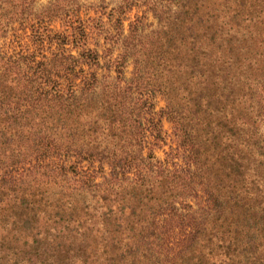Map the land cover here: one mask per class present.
<instances>
[{
	"label": "trees",
	"instance_id": "trees-1",
	"mask_svg": "<svg viewBox=\"0 0 264 264\" xmlns=\"http://www.w3.org/2000/svg\"><path fill=\"white\" fill-rule=\"evenodd\" d=\"M35 1L20 0V12ZM49 4L37 17L42 22L39 26L55 19L62 21V28L55 33V47L50 48V54L30 60L23 54L9 55V62L1 65L5 73L0 67V77L9 74L5 83L9 98L24 101L32 118L40 114L41 122L68 127L72 142L84 139L88 132L104 147L110 170L103 174L101 184H110L117 195L126 183L132 185L131 202L121 198L122 211L127 203L131 208L122 222L125 231L119 235L95 226L103 240H125L137 250L140 242L144 256L154 257V264L203 262L212 253L199 248L207 236L204 246L208 242L213 245L216 238L218 246L226 248L227 258L240 257L239 262L259 259L257 247L263 245L264 238V106L259 114L254 113L252 84L247 80L243 83L247 92L234 95L225 85L230 76L202 56L201 48H195L197 35L191 36L190 51L184 48L186 36L179 17L163 22L164 35L151 40L140 18L127 28L122 17L125 10H120L116 43L121 52L114 56L109 48V53L102 55L88 46L91 26L82 18L80 6L60 0ZM182 7L186 14L193 13L188 1ZM130 63L134 68L128 77ZM229 81L234 86L232 77ZM155 92L168 101L160 116L155 111ZM172 95L181 103L177 108ZM6 97L5 91L0 92V103ZM161 114H175L171 119L178 160L157 158L154 147L145 152L150 136H162ZM107 138L110 141L104 144ZM60 168L64 169V164L50 167L53 171ZM189 195L201 198V202L195 211L185 214L178 203H184ZM3 208L9 209V204ZM19 209L14 226H26L40 217L34 205ZM6 222L8 227L0 237V264H9V260L12 264H52L57 260L60 247L49 248L47 238L40 240L39 232L32 239L10 233L9 247V218ZM10 248L13 254H9ZM107 258L95 254L88 264H113Z\"/></svg>",
	"mask_w": 264,
	"mask_h": 264
},
{
	"label": "rangeland",
	"instance_id": "rangeland-1",
	"mask_svg": "<svg viewBox=\"0 0 264 264\" xmlns=\"http://www.w3.org/2000/svg\"><path fill=\"white\" fill-rule=\"evenodd\" d=\"M19 1L0 0V67L9 62L11 54H23L29 60L40 58L45 53L50 54V48L55 47L58 40L55 33L62 28L60 19L39 26L42 22L37 16L44 14L51 0H36L23 13L20 12L23 8L19 6ZM60 1L69 2L71 5L75 3V8L80 6L82 18L91 26L88 46L97 48L102 55L109 53V48L113 49L114 56L121 52L119 43H116L120 10H125L126 14L122 17L125 18L127 28L131 21L140 18L147 29L146 33L151 35V40L164 35L163 22L179 17V24L184 26L182 32L186 36L184 48L190 51L191 36L197 35L198 44L195 48H201L204 51L202 56L206 55L215 65H219L223 75L233 78L234 86L229 83L230 77L226 79L225 85L230 86L232 93L240 97L247 92L243 83L248 80L254 93V113L257 115L262 111L264 0ZM187 1L192 14H186L182 7ZM43 17L40 16V19ZM74 53H77L76 49ZM101 61L107 65L105 58L102 57ZM133 68L134 65L130 63L127 68L128 77L131 76ZM1 69L5 73L4 67ZM6 81H9V74L0 77V92L5 91L7 94L5 102L0 103V237L8 227L6 218H9V247H12L10 233L17 236L29 235L32 239L39 232L40 240L47 238L46 244L49 248L60 247L57 251L60 255H57V260L52 264H88L95 254L102 256L104 260L108 257L107 261L113 264H154V257L144 256L142 243H138L141 249L138 251L135 246L127 245L125 240L104 241L102 233L96 230L95 226L102 229L105 227L121 235L125 231L122 222L131 212L129 203L122 211L121 198L125 197L126 202H131L129 191L132 185L126 183L122 192L117 195V191L109 188L110 184H101L104 181L103 174L110 170L109 159L102 152L104 147L98 141H93L88 132L83 134L84 139L72 142L68 127L53 126L45 120L41 122L40 114L32 118L30 113H26L24 101L18 103L15 102L16 98H9ZM171 99L172 103L177 104L175 95ZM153 101L156 105L155 111L160 116V110L167 107L168 101L160 92H155ZM180 105L178 103L174 107ZM174 115H162V136L160 139L154 136L148 138L146 153L150 147H154L157 158L178 160L175 157V123L171 119ZM33 123L35 124L31 129ZM88 128L89 126L86 129ZM30 129L32 133L29 132ZM46 134L48 137H43ZM109 141L107 138L104 144ZM62 164L64 169H50ZM102 164L104 167H101ZM199 202L201 198L189 195L184 203H178V207L188 214L198 208ZM6 204H9V209L3 208ZM21 205H34L40 211V217L26 226H14L13 220L17 218ZM58 211L60 214L56 215ZM91 226L93 231L90 230ZM207 238L209 236L204 242ZM204 242L199 248L205 247V250L212 253L199 264H264V238L263 245L259 244L257 247L256 256L259 259L247 262H239L240 257L235 260L225 257L226 248H220L216 238L212 241L215 242L213 245L208 242L204 246ZM105 244L108 249H105ZM133 250L137 252L132 253ZM10 252L13 254L11 248L9 254ZM253 252L251 249L249 254L252 255ZM107 253L112 254V257L107 256ZM52 260L54 259H50ZM9 264H12L11 260ZM21 264L27 263L22 261Z\"/></svg>",
	"mask_w": 264,
	"mask_h": 264
}]
</instances>
